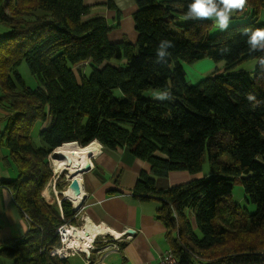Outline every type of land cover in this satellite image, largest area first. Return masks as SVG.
<instances>
[{"label":"trees","instance_id":"trees-1","mask_svg":"<svg viewBox=\"0 0 264 264\" xmlns=\"http://www.w3.org/2000/svg\"><path fill=\"white\" fill-rule=\"evenodd\" d=\"M190 2L136 0L132 42L111 39L115 26L92 16L85 0H0V145L17 169L5 183L31 220L25 236L0 244V258L71 264L50 251L61 244L57 228L77 223L76 210L61 192L60 203L42 191L53 177L55 148L98 140L150 164L152 175L142 172L134 191L161 201L157 216L183 264H264V52L250 53L244 32L264 28V0H248L233 18L249 19L216 32L211 20L186 18ZM165 38L174 43L171 56L157 60ZM225 46L231 51H220ZM206 57L225 61L224 68L189 84L184 63ZM249 61L253 68H239ZM24 62L35 87L21 73ZM150 89L167 98L144 95ZM37 124L40 142L32 136ZM206 156L208 176L158 187L156 178L172 170L201 172ZM63 181L64 173L59 190ZM236 181L254 211L233 200Z\"/></svg>","mask_w":264,"mask_h":264},{"label":"crops","instance_id":"crops-1","mask_svg":"<svg viewBox=\"0 0 264 264\" xmlns=\"http://www.w3.org/2000/svg\"><path fill=\"white\" fill-rule=\"evenodd\" d=\"M109 2L115 4L120 14ZM85 3L91 6L92 16H104L115 26L111 39L127 38L136 42V0H85ZM3 112L0 107V131ZM7 152V148L0 145V244L13 237L25 236L31 228V220L5 183L17 176V169L5 158ZM144 171L152 175L150 164L135 156L128 147L109 148L101 144L100 151L91 158V168L82 174L86 194L81 206L75 209L77 221L81 218L83 224L90 218L114 229L119 236L123 235L119 250L108 256H97L101 257L99 264H105L112 255L115 256L109 259L110 264H160L162 254L172 249L168 227L157 216L161 201L141 199L134 191ZM202 176V172L172 170L167 177L156 178V182L159 188L165 189ZM75 256L82 257V254ZM0 264L15 263L0 258Z\"/></svg>","mask_w":264,"mask_h":264},{"label":"rangeland","instance_id":"rangeland-1","mask_svg":"<svg viewBox=\"0 0 264 264\" xmlns=\"http://www.w3.org/2000/svg\"><path fill=\"white\" fill-rule=\"evenodd\" d=\"M234 16V14H233ZM249 19V16H242V17H234L232 22L230 23V25L232 24H236V23H240V22H245ZM259 21L264 23V9L261 10L260 15H259ZM218 31V29L215 27V29L213 30V32ZM225 61H218L216 62L215 60L206 57L203 59H200L198 61H195L193 63H184V68L186 70L187 73V80L189 82V84H196L198 83L202 78L209 76L211 74H213V72L217 70L218 71H222V69L225 66ZM254 61L253 62H245L243 64H241L239 66V68H245V69H251L254 66ZM77 68H79L78 66L75 68V71L77 72ZM21 73L23 74V76L25 77L26 81L33 87H35L37 85V80L36 78L30 73L29 67L27 65L26 62H24L21 65ZM117 94H120L119 90H116ZM144 95L148 96V97H152L155 99H166L167 98V93L165 91H161V90H157V89H150L148 91H146L144 93ZM41 126L39 124H37V126L35 127L34 131H33V139L37 142H40V135H39V131H40ZM50 161H51V167L53 169V177L52 179L48 182V186L50 189V194L51 197L48 198L45 194H44V190L42 191V194L44 195L45 199L48 202H52L54 200H56L57 202L62 201V199L60 198V192L64 191L68 185L70 184L71 181V177L68 175L67 170H63L61 169L59 172L55 171L53 166H52V158L50 156ZM210 170V166H209V161L207 159V156L205 157L204 161H203V169H202V174L208 176ZM65 174V181H63L66 185V188L64 190H59L56 187V181L58 179V177L62 174ZM198 173V172H197ZM194 174V173H193ZM63 198H64V194H63ZM232 198L233 200L239 202L241 204V206H245L248 207V209L250 211H254L255 210V204L250 203L246 200L245 198V188L244 185L241 181H236L233 185V190H232ZM68 199V198H65ZM70 200V199H69ZM71 201V200H70ZM73 203V202H72ZM73 206L75 208V204L73 203ZM82 219L78 218V221L75 225H82ZM104 237V236H102ZM115 255H112L110 258H114ZM109 258V259H110ZM100 259L101 257L97 258L95 256V254L92 255V260L93 263L92 264H99L100 263ZM107 260V262L105 264H110V260ZM106 260V259H105ZM70 262L71 264H87L85 261V255L82 254V257L79 256H72L70 257Z\"/></svg>","mask_w":264,"mask_h":264},{"label":"bare ground","instance_id":"bare-ground-1","mask_svg":"<svg viewBox=\"0 0 264 264\" xmlns=\"http://www.w3.org/2000/svg\"><path fill=\"white\" fill-rule=\"evenodd\" d=\"M100 149L101 143L98 140H93L85 146L70 141L55 148L51 154L52 166L55 171L67 170L71 178L78 179L80 185L71 184V180L64 190V195L77 206H81L86 194L81 173L86 169V164L91 162L92 156L97 154ZM44 194L48 198L51 197L48 185L44 189ZM104 233L119 235L117 231L109 226L103 223L97 224L88 218L82 225H74V228H68L66 240L71 246L79 245L86 252L89 250L94 238Z\"/></svg>","mask_w":264,"mask_h":264},{"label":"clouds","instance_id":"clouds-1","mask_svg":"<svg viewBox=\"0 0 264 264\" xmlns=\"http://www.w3.org/2000/svg\"><path fill=\"white\" fill-rule=\"evenodd\" d=\"M248 0H191L187 4L185 16L188 19L211 20L218 30L226 31L233 20L235 12H243ZM246 43L250 53L257 51L264 52V28H246ZM174 43L169 39H161L156 48L157 60L166 56H171L169 48H173ZM220 51H228V46L221 48ZM260 65H264V57L258 60ZM248 100H255L253 94H248Z\"/></svg>","mask_w":264,"mask_h":264},{"label":"built area","instance_id":"built-area-1","mask_svg":"<svg viewBox=\"0 0 264 264\" xmlns=\"http://www.w3.org/2000/svg\"><path fill=\"white\" fill-rule=\"evenodd\" d=\"M75 209V208H74ZM75 224L65 222L57 228V233L60 237L61 244L51 249L50 254L52 256H58L60 258H67L75 255H85V261L87 264H92V255L95 256L107 255L111 252H115L120 249V242L123 239V235H111L104 233L96 236L92 242L89 250L84 252L79 245H70L66 240V234L68 228H74ZM80 226V225H79ZM111 235V237H109ZM104 236V237H102ZM160 264H183L175 255L172 249L167 250L162 254Z\"/></svg>","mask_w":264,"mask_h":264},{"label":"water","instance_id":"water-1","mask_svg":"<svg viewBox=\"0 0 264 264\" xmlns=\"http://www.w3.org/2000/svg\"><path fill=\"white\" fill-rule=\"evenodd\" d=\"M75 142H76L77 144H79L77 141H75ZM90 168H91V162H89V163L86 164V169L83 170V172L81 173V175H82L85 171L89 170ZM71 180H72L71 184L76 185V186L80 185L78 179L71 178ZM61 193L64 194V191H61ZM64 198H67V197L64 195ZM68 199H69V198H68ZM60 203H61V201H60ZM78 207H79V206L75 205V209H76V210L78 209Z\"/></svg>","mask_w":264,"mask_h":264}]
</instances>
